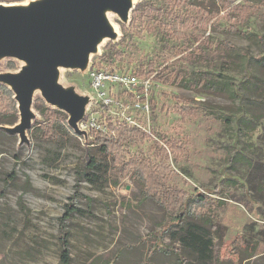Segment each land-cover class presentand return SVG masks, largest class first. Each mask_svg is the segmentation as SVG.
<instances>
[{"label": "rangeland", "instance_id": "374dc122", "mask_svg": "<svg viewBox=\"0 0 264 264\" xmlns=\"http://www.w3.org/2000/svg\"><path fill=\"white\" fill-rule=\"evenodd\" d=\"M146 1L136 0L135 8ZM229 1L252 8L249 20L239 25L250 34L248 38L228 34L229 23L224 18L219 30L204 33L207 40L197 50L166 64L164 48L168 44L158 24L139 17L136 26H131L132 22L124 25L112 15L120 40L106 43L102 55L94 57L92 63L128 73L151 63L155 64L154 75L182 78L179 83H151L146 98L154 105L149 116L144 114L146 103L135 107L137 103L114 87L113 93L128 106L125 110L113 108L112 112L144 121L151 129L153 137L131 142L135 153L156 160L159 153L154 141L177 138L186 144L188 151L182 159L171 155L168 187L205 192L237 206L241 214H229L226 206H215L212 216L215 222L224 219V236L214 235L209 264H264V193L255 188L256 175L249 165L258 163L264 169V119L247 125L250 129L239 122L241 107L250 105L256 89L264 84V62L259 61L264 57V0ZM219 10L224 17L226 9ZM223 42L243 48L248 57H236L222 46ZM11 62L19 69V62L6 60L0 70L11 71ZM168 68L172 74L167 75ZM60 81L64 86L89 90L87 76L78 71L62 70ZM175 96L187 99L193 114H181ZM33 111L37 118L28 132V146L19 145L17 135L0 131V264H59V219L74 195L84 213L71 219V264H181L179 244L172 235L177 230L174 218L153 202H143L139 185L130 175L118 181L112 162L95 151L91 152L101 166L95 172L97 179L90 182L81 176L87 145L84 139L73 132L63 134L64 141L59 143L39 139L38 124H46L47 116ZM100 116L99 109H91L86 118L104 125ZM257 175V181L264 183L262 173ZM239 238L251 241L263 252L247 258L241 251L246 257L241 261L235 246ZM187 261L201 264L194 258Z\"/></svg>", "mask_w": 264, "mask_h": 264}, {"label": "trees", "instance_id": "16d2710c", "mask_svg": "<svg viewBox=\"0 0 264 264\" xmlns=\"http://www.w3.org/2000/svg\"><path fill=\"white\" fill-rule=\"evenodd\" d=\"M24 0H0V2H23ZM229 0H147L144 5L138 8L132 14L131 26H136V21L139 17L147 19L150 22L156 23L162 29L164 39L167 46L166 57L164 63L168 64L173 59H176L183 54H188L190 50H197V46L207 40L205 32L210 29L219 30L221 20L227 19L229 26L227 33L235 36L248 38L249 33L243 31L239 25L245 24L251 15L252 8L246 5L238 4L231 5ZM219 7L226 9V15L220 16ZM237 23H233V21ZM260 42H262L260 40ZM222 46L233 52L238 58H247L248 53L241 47H236L230 42H223ZM104 58H107L104 55ZM262 63L264 57L259 59ZM112 64V62L110 63ZM147 67L140 66L139 70L135 71L138 78L150 79L155 83L169 84L179 83L182 78L180 76L171 75L165 78V75L155 74V64L148 63ZM93 66L101 68L100 63H94ZM10 70H16L14 62L9 63ZM111 68H115L111 66ZM171 69H167V75L172 74ZM264 82V81H263ZM121 90V94L128 96L139 103L148 102L149 106L154 105L153 101L147 99L143 87L137 91L141 97L137 100L133 94L127 90ZM119 90V91H120ZM255 92V100L250 105L241 107L240 123L243 125L255 124L264 119V84L259 86ZM118 94V91H117ZM116 96V95H115ZM176 106L181 114L192 110L187 106V99L180 96H175ZM116 108V107H113ZM113 108L105 107L101 111V118L104 121V126L107 132L90 131L91 141L87 144L84 163L80 175L85 179L93 182L97 179V172L100 170V163L91 151H95L99 156L106 160H110L114 165L113 170L115 178L121 181L129 175L139 185V193L141 200L151 201L156 206L161 207L168 217H172L177 230L172 232L174 239L178 242L179 260L182 264H187L188 258H194L197 263L209 264L212 259L213 237L214 235L223 238L222 224L215 222L212 213L215 208L226 206L227 212L241 214L237 210L236 205L225 204L223 201L211 198L210 194L205 192L189 193L175 188L168 187V175L171 173L170 158L171 155L177 160L182 159L187 153L186 144L177 138H171L169 141L156 140L154 141L155 149L158 150L159 158L152 159L145 156L143 153L138 154L131 151V142L149 138L150 136L138 129L136 126L125 121L120 114L112 112ZM34 109L42 113L46 119V124H38L37 128L40 137L51 142H63V134L71 135L73 132L67 124V115L59 110H52L42 99L35 101ZM239 115V116H240ZM248 116L250 119H246ZM19 112L17 111V103L14 100L13 93L4 85H0V125L13 126L18 121ZM48 121V122H47ZM143 125L146 122L140 121ZM250 129V128H249ZM4 133L2 130H0ZM6 134V133H5ZM252 172L256 175L253 179L255 188L264 193V183L257 181V174L262 173L264 180V169L261 166L249 162ZM13 177L7 183L8 186L12 183ZM215 188L211 191L213 194L217 192ZM70 203L64 207L65 213L59 219L60 224V256L59 264H71L72 257L70 252V230L71 219L75 214L82 215L84 211L78 206L77 195L72 196ZM216 206V207H215ZM229 219V218H227ZM231 221V220H230ZM237 250L241 257V261L246 257H252L254 253L263 252L256 244L251 241L239 238L235 242ZM241 251L246 252V257L241 255Z\"/></svg>", "mask_w": 264, "mask_h": 264}, {"label": "water", "instance_id": "95a60500", "mask_svg": "<svg viewBox=\"0 0 264 264\" xmlns=\"http://www.w3.org/2000/svg\"><path fill=\"white\" fill-rule=\"evenodd\" d=\"M135 1L0 2V65L6 60L20 63L19 69L0 70V85L13 93L19 112L13 126L0 125V130L17 135L19 145L28 146V132L37 118L33 108L40 96L49 108L65 113L69 129L89 144V132L81 124L99 101L79 86H64L61 71L88 76L93 58L102 55L101 48L120 40V32L109 25L111 16L129 25Z\"/></svg>", "mask_w": 264, "mask_h": 264}, {"label": "built area", "instance_id": "2783aa9c", "mask_svg": "<svg viewBox=\"0 0 264 264\" xmlns=\"http://www.w3.org/2000/svg\"><path fill=\"white\" fill-rule=\"evenodd\" d=\"M93 64L94 63H92V68L88 72L87 76V79L89 80L88 92L93 95L99 101V103L98 105H93L91 109H99L100 112L103 111L105 107H117L120 108V110L127 109L128 105H125L123 102H120V100L113 93L114 87L127 90L128 93L133 94L137 100L141 97L137 89L143 87L145 96L148 97L151 83H153L152 80L144 79V83L140 84V79H138V77L133 72H122L118 71L115 68H112V70L109 71L103 67H95L93 66ZM134 102L137 103L135 107H140L141 104L139 102ZM145 103L146 104L143 105L144 114L149 116L150 106L148 102ZM122 117H124L126 122L136 126L141 131L146 132L150 137H153L151 129L146 128V125L141 124L139 121H136L133 117H130L128 115L122 114ZM81 128L89 132V137L91 130H95L96 132H107L106 127L102 123L96 122L94 118L89 120L88 118H85V120L81 124Z\"/></svg>", "mask_w": 264, "mask_h": 264}, {"label": "bare ground", "instance_id": "6f19581e", "mask_svg": "<svg viewBox=\"0 0 264 264\" xmlns=\"http://www.w3.org/2000/svg\"><path fill=\"white\" fill-rule=\"evenodd\" d=\"M128 1H130L131 2V0H128ZM12 6H18L17 4L16 5H12ZM106 14V13H105ZM113 19V18H112ZM112 19L110 18V22L112 23H109V25H112L113 26V28H114V30L116 31V32H118L119 31V28H118V26L114 23V22H112ZM106 20H107V17H106ZM109 21H107V23H108Z\"/></svg>", "mask_w": 264, "mask_h": 264}]
</instances>
